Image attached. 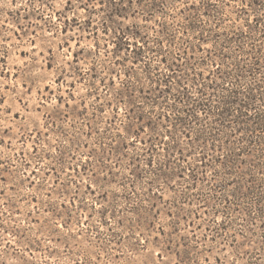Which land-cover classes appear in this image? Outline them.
<instances>
[{
	"label": "rangeland",
	"instance_id": "1",
	"mask_svg": "<svg viewBox=\"0 0 264 264\" xmlns=\"http://www.w3.org/2000/svg\"><path fill=\"white\" fill-rule=\"evenodd\" d=\"M225 1L204 41L169 46L185 20L174 28L167 12L181 0H124L126 17L105 31L106 0H0V264H264L257 153L236 157V169L234 124H220L222 148L209 150L191 187L189 165L211 140L189 147L175 136L185 144L184 169L171 150L149 146L170 128L163 102L150 101L158 76L126 57L137 54L135 37L125 50L114 34L129 27L151 46L157 36L161 51L142 54H194L201 61L186 71L205 74L219 54H264L256 28L232 36L245 17H235L240 3Z\"/></svg>",
	"mask_w": 264,
	"mask_h": 264
},
{
	"label": "trees",
	"instance_id": "2",
	"mask_svg": "<svg viewBox=\"0 0 264 264\" xmlns=\"http://www.w3.org/2000/svg\"><path fill=\"white\" fill-rule=\"evenodd\" d=\"M181 2V7H174L173 10L167 12L171 18L169 25L174 28L177 21L185 20L179 25L177 34H172L171 38L167 39L169 46H175L178 44V40H183L185 43H190L194 39L204 41L203 34L211 32L208 29L211 27L209 18L214 17V26H219L221 17L224 15L222 12L224 9L219 6L223 3V6L228 4L225 0H181ZM234 2L240 3L236 4L235 17L239 19L245 17L243 18L244 22L239 25L244 24L246 31L239 28L235 20L233 23L236 31L232 33V36H236L239 40L245 38L252 28H256L259 34L264 35V0H234ZM105 3L107 10L102 21L104 31L111 29V24L115 29L116 19L124 18L127 15L123 4L124 0H106ZM211 12H214L215 15L211 16ZM165 23H167L166 20L159 22L162 26L166 25ZM180 31L181 34H179ZM114 34L116 39L125 45V50L128 49L129 35L135 37L132 51L137 54H125L126 57H132L133 62H142L144 67L147 65L149 69L156 71L158 76V80H153V89L158 91V95L152 96L150 101L152 104H162L163 102V107L167 112L164 111L160 115L170 122V128L165 130V133L169 134L168 138L163 140L164 142L160 135H156L149 140V146L153 149L164 146L167 150H171L169 156L177 162L185 163L182 167L184 169L189 163L186 162L183 146L186 144L189 147H194L196 142L203 143L211 140L210 148L207 146L208 143H205L202 146L199 145V154L194 152V154L197 153L196 157L199 162L189 165L187 178L191 180V187H197L199 181L202 180L198 176V169L200 166L208 165L209 150L222 148V144H216L214 139L220 124L226 129L228 125L234 124V132L231 133L234 135V145L237 144L236 147L239 149V154H236V148H234V167L235 164H238L235 168L239 169L241 165L239 158L236 157L248 156L255 152L261 165L260 173L262 177L264 176V54H234V57L219 54L223 58L220 64L225 65L226 63L227 69L230 67V70L225 72L219 64L215 70L205 74L203 71L197 70L186 71L187 68H192L201 61L194 54H142L161 51L157 50L156 45L159 46L161 43L157 36L151 40L155 43V47L149 45V39L129 27L123 29L116 27ZM137 39L141 40L140 44ZM197 48L200 49V47ZM194 49L196 47H193ZM181 52L186 51L181 50ZM244 55L245 58H243ZM211 62L216 63L215 60ZM119 91L117 90L116 94L120 95L122 91ZM138 92L148 93L149 95L146 97L150 98L153 91L139 89ZM168 111L172 112V115ZM209 119L214 121H209ZM129 120L132 121V117L129 116ZM136 120H140V116H137ZM195 129H198V135L190 140L191 132ZM177 134L186 137L187 142L184 144L176 140ZM209 136L211 137L209 138ZM140 142L144 143L142 140ZM257 165L254 163V167ZM254 177V174H250L251 182L254 181ZM253 187L251 186L249 190L251 191ZM254 188L258 189L257 199L264 198L263 189L256 185ZM238 193L235 190L236 196Z\"/></svg>",
	"mask_w": 264,
	"mask_h": 264
}]
</instances>
